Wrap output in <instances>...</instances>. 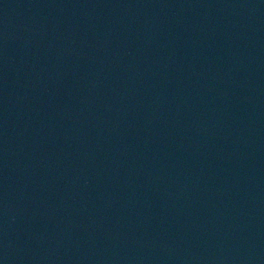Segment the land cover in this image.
<instances>
[{"label":"water","instance_id":"95a60500","mask_svg":"<svg viewBox=\"0 0 264 264\" xmlns=\"http://www.w3.org/2000/svg\"><path fill=\"white\" fill-rule=\"evenodd\" d=\"M0 264H264V0H0Z\"/></svg>","mask_w":264,"mask_h":264}]
</instances>
